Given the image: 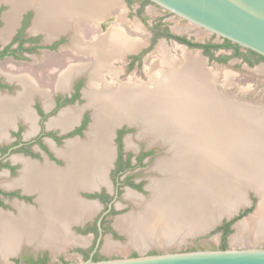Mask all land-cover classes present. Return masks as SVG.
<instances>
[{
	"label": "flooded vegetation",
	"instance_id": "1",
	"mask_svg": "<svg viewBox=\"0 0 264 264\" xmlns=\"http://www.w3.org/2000/svg\"><path fill=\"white\" fill-rule=\"evenodd\" d=\"M58 1L0 0V214L10 217L15 237L17 230L22 231L21 241L10 252L0 249V263L109 259L104 245L117 246L131 239L119 221L141 210L135 198L151 200L152 183L165 174L158 167L160 160H152L156 148L148 140H141L136 151L126 149L124 137L131 128L126 121L119 126L123 120L104 127L108 133L98 152L95 132L103 124L97 114L102 111L98 96L112 88L101 89L106 80L103 72L111 68L106 62L110 64L118 54L107 53L112 46L91 44L100 34L93 21L73 15L69 22L49 25L50 20L65 16V7L58 6ZM125 1L128 5L132 0ZM140 3L139 9L144 6L143 0ZM160 26L156 23L151 29L152 43L159 38L177 41L160 35L167 31L180 36L170 29L159 30ZM145 52L129 57L127 69ZM79 204L89 205L90 211L78 216ZM249 209L253 206L216 225L221 243L215 249L223 245L220 228L234 220L229 225L232 232L239 216ZM4 226L0 221V241L7 236L1 234ZM34 228L60 237L65 228L72 239L37 244L28 240L27 230ZM226 246L230 247L227 240ZM66 248L74 253L68 254ZM155 253L160 251L147 254ZM129 255L139 252L135 249Z\"/></svg>",
	"mask_w": 264,
	"mask_h": 264
},
{
	"label": "bare ground",
	"instance_id": "2",
	"mask_svg": "<svg viewBox=\"0 0 264 264\" xmlns=\"http://www.w3.org/2000/svg\"><path fill=\"white\" fill-rule=\"evenodd\" d=\"M191 27L180 25L176 30L187 31ZM197 35L200 37L199 32ZM134 45L127 42L121 49ZM185 52L184 67L162 59L150 67L148 83L122 84L117 89L107 87L98 96V108L102 111L97 114L103 121L95 132L98 152L108 133L106 129L124 119L139 125L141 137L144 133L158 136L156 142L166 144L172 156L178 152L176 158L159 161L158 167L165 172V178L152 183L153 198L148 202L135 198L141 210L119 223L129 231L131 242L141 248L149 242L178 243L183 235L204 231L215 221L213 215L242 204L243 186H252L261 197L258 213L237 225L232 242L238 245L259 241L264 237V110L246 109L235 100L221 97L213 90L212 76L203 68L202 59ZM208 135L214 138L208 139ZM177 144L184 148L183 152L175 149ZM179 172L180 177L174 178ZM88 211L89 205H77L78 216ZM9 218L0 214L2 226L5 225L1 234H7L0 241L4 253L22 239L19 230L15 237ZM43 231L28 229V240L55 244L61 238L72 239L65 228L61 237Z\"/></svg>",
	"mask_w": 264,
	"mask_h": 264
},
{
	"label": "rangeland",
	"instance_id": "3",
	"mask_svg": "<svg viewBox=\"0 0 264 264\" xmlns=\"http://www.w3.org/2000/svg\"><path fill=\"white\" fill-rule=\"evenodd\" d=\"M138 5H141L140 0H132L131 3L128 4V7H126V15L124 16L127 17V20L114 22V25H120L127 34L131 35L133 38L140 39L141 41L145 42L144 46L139 49V51L135 52L136 55L139 54V52L143 49H145L146 52L142 55V59L140 61L132 63L128 67V69L127 64L130 61L129 57L134 55V53L127 54L128 56L125 54L122 59H114L110 62V64L106 62L107 68L111 67L110 69H114L115 72L112 73L110 69H104L103 73H105L104 76L106 80L104 85L101 86V89H103L105 86L117 89L122 84L124 86V84H136L139 82L148 83L150 79L149 75L151 72L150 67H152L155 62H158L162 59H166V61L169 60V62H172V65L184 67L186 58L183 52L186 51L185 53H187L188 55L202 59V61L204 62L203 68L206 69L212 76L213 90L219 93L221 97L228 100H235L242 105L245 104L246 106H251L253 109L264 110V61L257 62L254 65H250L249 63L243 61L240 56H234L232 49H219L214 52L213 56L215 59L227 57L226 62L222 63L217 60H211V58L205 55L201 49L191 48L173 39L167 40L166 38H159L156 39L154 44H152L151 29L155 27L156 23L161 24L160 28H158L159 30L170 29L174 34L184 36L192 42L197 41L198 43H222L223 40L199 27L188 23L187 21L177 16L164 11L162 8L155 4L150 3L144 5L143 8L141 7V9L138 8ZM120 12V8L114 9V13L116 15H119ZM187 24L193 26L191 27V30H176L178 26ZM82 25L85 26L84 24ZM102 29L98 27V29H95V31L97 33H102ZM198 32L200 33V37L197 35ZM242 52L244 53L245 51L243 50ZM97 63L99 64V62ZM97 67L98 66L94 64V69H97ZM157 75L159 76L160 73H158ZM40 86L44 87L45 84L41 83ZM207 103H210V105H212L209 101H207ZM125 121L128 124V128H131L124 137V141H126V149L136 151L141 140L149 141V139H145L144 137L140 136L139 126L131 120H123L120 122L121 124L119 123V126H122V122ZM112 133L114 135L115 130H113ZM148 143L149 146L151 145V147L153 146L154 148H156L155 155L153 156L152 160H166V158L172 156L171 154H169L168 149L165 147H161L158 142L151 143L149 141ZM161 178H165V174H163ZM243 194L245 195V202L242 205H239L238 212L240 213L245 210V208H249L251 206H253V210L249 212V214L247 213L241 220L238 221V223H235L232 226V232L226 238L228 246L230 247L244 246L245 243L238 245L233 243L232 237L235 235L237 230L236 227L239 223L253 218L254 214L258 213V208L261 203L260 195L257 193V191H253V189H251L250 187L246 186L244 188ZM153 196L154 195L152 193L148 195V198L152 199ZM213 218L216 219V216L213 215ZM224 219H228V217H221V220ZM216 222L217 220L214 221L213 225H209L204 231L198 234L183 235V240L178 241V243L156 244L154 242H149L145 247L141 248L140 246L133 244L131 242V239L128 238V241L123 239L122 244L117 243V246L112 245L110 249L105 248L104 245L102 250L106 251L110 258H121L130 257V252L135 249L138 250L139 254H147L149 251L155 249H158L160 253L163 251L215 249L214 247L218 246L221 243V234L217 229H214L213 227L216 226ZM259 241L260 246L264 247L263 236L261 237V239H259ZM256 242H258V240H255V243ZM61 251L62 250H59V252ZM66 251L69 252L68 254L74 253V250L70 248H66ZM0 264L13 263L1 262Z\"/></svg>",
	"mask_w": 264,
	"mask_h": 264
},
{
	"label": "water",
	"instance_id": "4",
	"mask_svg": "<svg viewBox=\"0 0 264 264\" xmlns=\"http://www.w3.org/2000/svg\"><path fill=\"white\" fill-rule=\"evenodd\" d=\"M149 1L159 6L164 11L177 16L212 35L229 40L238 44L242 48L252 50L264 57V0ZM242 106L246 109H253L251 106H246L245 104ZM248 134L252 135L251 133ZM222 135L223 134L220 133L221 139ZM202 138L203 137H200V139ZM158 144L161 147L167 148L169 154L172 155V152L170 153L169 147H167L166 144ZM176 147L183 152L184 148H179L178 144L175 146V149ZM238 148L239 147H237V149ZM177 154L178 152L175 155L177 156ZM175 155L169 157V159L176 158ZM180 165L184 166L181 163ZM242 165L245 164L243 163ZM218 172L220 173L221 170L219 169ZM181 174L182 173L179 172L174 178H177L178 176L180 177ZM245 187L246 186H243V191ZM248 187L253 189V191H257L252 186ZM242 204L236 205L235 208L231 211L229 210V212L220 213L218 216L216 215V223L219 224L222 221L221 217L223 216L228 217V219L237 217L240 214L238 212V207ZM242 218L238 219L236 223ZM213 227L215 229L216 226ZM51 264H264V247L260 246V241L255 243V241L249 240L244 246H232L226 249L216 248L189 251H163L161 253L139 254L130 257L101 260L88 259Z\"/></svg>",
	"mask_w": 264,
	"mask_h": 264
},
{
	"label": "crops",
	"instance_id": "5",
	"mask_svg": "<svg viewBox=\"0 0 264 264\" xmlns=\"http://www.w3.org/2000/svg\"><path fill=\"white\" fill-rule=\"evenodd\" d=\"M58 5H64V17L60 15L58 19H52L49 21V25H52L54 23H59L62 21L69 22L71 21L70 19L73 18V15H77L76 17L78 19H86L89 21H93L96 23L98 27H102L103 32L100 34H96V36L93 39V42L91 43L92 45L95 44H101L104 45L106 49H109L108 47H113V50L109 51L107 50V53L112 54H118L114 56V59H118L116 57L119 56V59L123 58V56L126 54H131L139 51L141 49L145 42L141 41L140 39L133 38L131 35L127 34L124 29L120 25H114V22L122 21V20H127V17L124 16L126 15V7H128L127 3L125 0H59ZM121 9V12L119 15H116L114 13V9ZM42 13V11H41ZM60 13V11H59ZM61 13H63L61 11ZM68 13L72 14L68 16ZM43 20L41 23L42 25H47L44 24L45 20ZM105 22V23H104ZM103 23V25H102ZM36 26L38 24L36 23ZM130 42L134 43L135 45L133 48L130 49H121V46H123L125 43ZM117 51V52H116ZM213 113V112H212ZM208 116V115H206ZM212 115H210L211 117ZM214 116V115H213ZM214 119V118H213ZM125 120V119H124ZM215 120V119H214ZM212 119H209V121H213ZM121 121V120H120ZM145 135L142 136L145 139L148 138L151 143H154L156 141H159L160 138L153 137V135L144 133ZM209 138H214L212 135H208L207 137ZM198 231L195 234L200 233ZM194 234V235H195Z\"/></svg>",
	"mask_w": 264,
	"mask_h": 264
},
{
	"label": "trees",
	"instance_id": "6",
	"mask_svg": "<svg viewBox=\"0 0 264 264\" xmlns=\"http://www.w3.org/2000/svg\"><path fill=\"white\" fill-rule=\"evenodd\" d=\"M149 3H151L149 0H143V5H147ZM166 32L165 33H160V35H167V37L174 38L177 41H179L180 43L188 45L189 47H192V48L203 49L204 53L206 55H208L211 58V60H217V61L222 62V63L226 62L227 57H221V58H216L215 59L214 56H213V51L216 50V49H219V48H232V49H234V55L240 56V57H244V60L249 62L250 65H254L257 62L264 61V57L263 56L257 54L256 52H254L252 50H248V49H245L247 52L243 53L242 49H244V48H242L238 44H235V43H233V42H231L229 40H226V39L224 40V42L222 44L196 43V42H192V41L188 40L185 37L175 36L173 34L166 33ZM155 41H156V39L153 40L152 44H154ZM251 210L252 209L246 210V212L243 213L241 216H239V218H241L242 216L246 215V213L250 212ZM233 221H230L224 227L220 228L221 230H223V245H222L221 249H226L227 248V246H226V238L229 235V233H231V229H230L229 225H231V223ZM32 264H34V263H32ZM43 264H45V263H43Z\"/></svg>",
	"mask_w": 264,
	"mask_h": 264
}]
</instances>
